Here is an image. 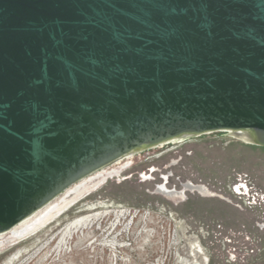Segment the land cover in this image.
Here are the masks:
<instances>
[{
    "label": "water",
    "instance_id": "obj_1",
    "mask_svg": "<svg viewBox=\"0 0 264 264\" xmlns=\"http://www.w3.org/2000/svg\"><path fill=\"white\" fill-rule=\"evenodd\" d=\"M215 136L264 147V0H0V246Z\"/></svg>",
    "mask_w": 264,
    "mask_h": 264
},
{
    "label": "rangeland",
    "instance_id": "obj_2",
    "mask_svg": "<svg viewBox=\"0 0 264 264\" xmlns=\"http://www.w3.org/2000/svg\"><path fill=\"white\" fill-rule=\"evenodd\" d=\"M187 182L207 193L157 191ZM0 264H264V147L215 136L146 155L0 246Z\"/></svg>",
    "mask_w": 264,
    "mask_h": 264
},
{
    "label": "bare ground",
    "instance_id": "obj_3",
    "mask_svg": "<svg viewBox=\"0 0 264 264\" xmlns=\"http://www.w3.org/2000/svg\"><path fill=\"white\" fill-rule=\"evenodd\" d=\"M242 187H244L245 188V190H246V186L245 185H242ZM242 187L241 186H239L238 188H237V191H238V193H236V195L238 194V195H241L242 193L240 192L241 190H242ZM182 188H184V189H187V190H189V191H197V192H199V193H207V190L203 187V186H201V185H194V184H192V183H190V182H187V183H185V184H183L182 185ZM157 191H158V193L159 194H161V195H164V196H166V197H173V196H176V195H179L181 192H176V191H174V190H168V189H166L165 188V186H163V185H161V186H159V187H157ZM89 221V220H88ZM81 222V221H80ZM76 223V222H75ZM75 223H74V226H76L75 225ZM78 226V225H77ZM76 226V227H77ZM80 226V225H79ZM78 226V227H79Z\"/></svg>",
    "mask_w": 264,
    "mask_h": 264
},
{
    "label": "flooded vegetation",
    "instance_id": "obj_4",
    "mask_svg": "<svg viewBox=\"0 0 264 264\" xmlns=\"http://www.w3.org/2000/svg\"><path fill=\"white\" fill-rule=\"evenodd\" d=\"M174 190H176V189H174ZM177 191L181 192L182 195H183L182 197H178V198H180V200H182V199L185 198L187 192H190V191H188L187 189L182 188V186H181V188H180L179 190H177ZM198 194H199V193H198Z\"/></svg>",
    "mask_w": 264,
    "mask_h": 264
}]
</instances>
